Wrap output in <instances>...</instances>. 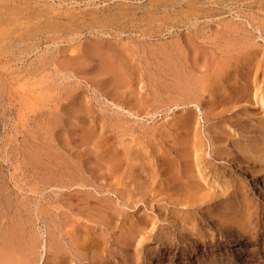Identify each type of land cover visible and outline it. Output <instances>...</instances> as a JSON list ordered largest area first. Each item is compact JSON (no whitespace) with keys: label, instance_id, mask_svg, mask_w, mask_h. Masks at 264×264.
Instances as JSON below:
<instances>
[{"label":"rangeland","instance_id":"rangeland-1","mask_svg":"<svg viewBox=\"0 0 264 264\" xmlns=\"http://www.w3.org/2000/svg\"><path fill=\"white\" fill-rule=\"evenodd\" d=\"M34 1L98 14L77 31L38 28L8 65L0 49V247L10 236L29 264H264V162L252 160L264 116V0ZM99 38L126 58L123 87L80 51ZM210 53L250 64L219 71L199 107L184 104L185 79L189 89L201 76L209 85L194 64ZM241 90L249 104L225 101ZM176 146L200 178L186 203L166 177L174 165L158 157Z\"/></svg>","mask_w":264,"mask_h":264},{"label":"bare ground","instance_id":"bare-ground-1","mask_svg":"<svg viewBox=\"0 0 264 264\" xmlns=\"http://www.w3.org/2000/svg\"><path fill=\"white\" fill-rule=\"evenodd\" d=\"M58 1V0H57ZM100 1V0H99ZM62 2V1H61ZM187 3V2H186ZM189 3V2H188ZM88 4V3H87ZM95 5V4H94ZM108 5V4H107ZM105 5V6H107ZM264 6V4H262ZM91 6V5H90ZM109 6V5H108ZM153 6V5H152ZM159 6V5H158ZM192 6V5H191ZM111 7V6H110ZM113 7V6H112ZM111 7V8H112ZM262 6H260L261 8ZM58 7H54L52 5V3L50 4H46L45 2H41V1H34V0H0V49L2 50V57L5 58L2 61V64H7V62L9 61L7 59V56L12 54V51H14V49L22 44L23 42L27 41V43H29L30 45V39L33 38V33L35 30H37L38 28L40 29L41 27H43V32L42 33H47V31L49 30H53L54 28H56V26L59 27L58 31H61L63 29H66L67 27H71L72 25L75 24V28L71 29V31H75L76 28H81V26H84V23L81 21L82 19L86 20L87 16L89 15L91 17L92 22L97 21L96 16H97V12L93 11V12H89V14H85L82 15L81 18H77V14L75 15L72 12H68V10H64L62 12L61 9L58 10ZM96 8V7H95ZM102 8V7H101ZM151 8V7H150ZM264 8V7H263ZM152 9V8H151ZM118 10V9H117ZM134 10V9H133ZM157 10V9H156ZM176 10V9H175ZM80 11V10H79ZM86 11V10H84ZM91 11V10H90ZM100 11V10H99ZM115 11V10H114ZM82 12V11H81ZM103 12V11H102ZM121 12V11H120ZM119 12V13H120ZM101 13V11H100ZM112 13V12H110ZM81 14V13H80ZM104 13H101V16ZM124 15V14H123ZM78 16H80L78 14ZM133 17V16H132ZM98 18V17H97ZM100 18V17H99ZM104 18V17H103ZM111 18V17H110ZM127 18V17H126ZM129 18V17H128ZM195 18V17H194ZM107 19V18H106ZM116 19V18H115ZM108 20V19H107ZM117 20V19H116ZM122 20V19H121ZM87 21V20H86ZM189 22V21H188ZM95 24V23H94ZM192 24V23H191ZM56 25V26H55ZM88 25H92V24H88ZM99 25V24H98ZM102 25V24H101ZM106 25V24H105ZM57 27V28H58ZM61 27V28H60ZM63 28V29H62ZM229 29V28H228ZM42 30V29H41ZM39 31V30H38ZM37 31V32H38ZM70 31V32H71ZM77 31V30H76ZM184 31V30H183ZM41 32V31H39ZM54 32V30H53ZM91 33V32H90ZM36 34V32H35ZM41 34V33H39ZM51 34V33H50ZM54 34V33H53ZM57 34V33H56ZM73 34V33H72ZM48 35V34H47ZM191 37L193 39H199L200 37V33L196 31H193L190 33ZM8 36V37H6ZM76 37V36H75ZM189 37V36H188ZM48 38V37H47ZM36 39V38H35ZM73 39V38H72ZM100 40H98L95 43V39L93 40L94 42L89 45L87 44L86 46H81L82 43H78L80 48L81 53L83 54L84 57H88V58H94L98 61V71H100L101 74L105 75V79H107L108 81H110L111 83L116 84L115 86H118L117 84H121L120 87H123L122 84H125L128 80H130V75H131V71H129L128 68L123 66V62L126 59L125 56L123 54H121L120 52H113V51H109L103 48V38H99ZM202 39V38H201ZM34 40V39H33ZM32 40V41H33ZM89 40V39H88ZM97 40V39H96ZM18 41V42H17ZM29 41V42H28ZM73 41V40H72ZM112 41V40H111ZM193 43V42H192ZM25 46V45H24ZM177 46V44H176ZM19 47V46H18ZM78 47V46H77ZM76 47V48H77ZM223 48V47H222ZM26 49V48H25ZM66 49V48H65ZM175 49V48H174ZM220 49V48H219ZM75 50V49H74ZM70 50V55H66L67 60H75L76 56H75V51ZM60 52V51H59ZM65 52V51H63ZM179 52V51H178ZM61 53V52H60ZM80 53V54H81ZM229 53V52H228ZM4 54V55H3ZM172 54V53H171ZM227 54V53H226ZM45 55V54H44ZM92 55H94L92 57ZM211 56H207V54H204L202 56V58L200 60H196L195 64H194V71L195 73H208L206 75V77L209 78V85H206L204 83V80L201 79L204 76H201V78L198 75L199 78H195L193 79V87L191 89H189L188 86L185 84V81H187L188 79L184 80V83L180 85L179 91L182 95H185L186 97V101H184V104H188L192 102L194 103L195 107H199V101H201V99H198L199 95L203 96L204 92L209 93L210 95L212 94L210 91L213 89V87L211 86V84H216L217 83V77L218 72L224 70V68L227 67H231L233 66L234 68H243L245 67V69L247 68V65H249L250 63L248 62V60L246 58H244L243 62L240 64H237V62L239 63V58H219L221 60L214 62L216 58L212 57V54L210 53ZM245 55V54H244ZM247 55V54H246ZM63 56V55H62ZM128 56V55H127ZM126 56V57H127ZM184 56V55H183ZM65 57V55L63 56ZM129 57V56H128ZM127 57V58H128ZM161 57V56H160ZM245 57V56H244ZM81 58V57H80ZM164 58V57H163ZM10 59V58H9ZM157 59V58H156ZM171 60V59H170ZM169 60V61H170ZM194 60V59H193ZM225 60V61H224ZM231 60H233L234 62H232ZM81 61V60H80ZM158 61V59H157ZM162 61V60H161ZM184 61V60H183ZM41 62H43V59L41 60ZM63 61L61 60V63ZM76 62V61H75ZM82 62V61H81ZM64 63V62H63ZM228 63H230V66L228 65ZM67 64V62H66ZM69 64V62H68ZM71 64V63H70ZM74 64V63H73ZM166 64V63H165ZM174 64V63H173ZM8 65V64H7ZM33 66V65H32ZM169 67V66H168ZM167 73L169 72L166 71ZM172 72V71H171ZM183 72V71H182ZM217 72V74H216ZM161 73V72H160ZM95 74V73H94ZM191 74V72L189 73ZM203 75V74H202ZM172 76V75H171ZM174 76H178L177 74ZM167 78V77H166ZM170 78V77H169ZM205 78V77H204ZM175 81V80H174ZM177 81V80H176ZM175 81V83H176ZM191 82V81H190ZM206 82V81H205ZM127 86V85H126ZM125 87V86H124ZM152 87V86H151ZM191 87V86H190ZM129 88V87H128ZM123 89V88H122ZM126 89V88H124ZM123 89V90H124ZM239 89V88H238ZM244 89V88H243ZM128 90V89H127ZM245 90V89H244ZM129 91V90H128ZM225 92V90H224ZM231 92V91H230ZM229 92V93H230ZM243 92V90H241V93ZM131 94V93H129ZM224 94V93H222ZM222 94H219L218 96H221ZM240 91L237 92L235 98H230L229 99L227 97L228 100L225 101L227 102H231L232 99H234L235 101H243L246 104H249V100L245 99V98H241L243 97V95H247L245 93H242L240 96ZM255 96V94H254ZM223 97V96H221ZM191 99V100H190ZM83 100V99H82ZM190 100V101H189ZM253 100V99H252ZM182 102V101H181ZM213 112V110H208V113ZM185 121V120H184ZM257 134L254 137L255 142L257 143V147H256V152L254 154V157H252L253 161H261L264 162V116L261 117L258 120L257 123ZM91 134V133H90ZM87 135V134H86ZM86 137V136H85ZM88 139V138H87ZM177 141V140H176ZM174 142V141H173ZM89 143V142H88ZM185 143V142H184ZM175 146V145H174ZM183 146V145H182ZM72 148V147H70ZM94 150V149H93ZM99 150V149H98ZM95 152V151H93ZM171 152V153H170ZM170 152L161 154L158 157H162V161L166 162L167 160H170V165H174L170 168V166L168 165L167 167V175L166 177L168 178V182L170 184V189H173L172 191H181V195L184 196V203H186L187 201L185 200H189L190 198L197 196L200 194L201 191V187H200V178H199V174L196 172H194V170L189 167V161L186 158V148L185 147H181L180 149H178V146H176L175 149H172ZM116 153V152H115ZM121 153V151H120ZM126 154H129V152H126ZM173 154V159L170 157V155ZM215 155H217V153L215 151H213L212 156L215 157ZM121 155H119L120 157ZM130 158L128 160H131V155L129 154ZM191 156V155H190ZM46 157V156H45ZM126 157V156H125ZM124 157V158H125ZM122 158V157H120ZM138 159V158H137ZM157 160V159H156ZM55 161V160H54ZM142 161V160H141ZM254 163V162H253ZM166 164V163H164ZM205 165V164H204ZM101 166V165H100ZM163 166V165H162ZM105 167V166H103ZM203 167V165H202ZM233 170L235 172H238L239 174H242V172L239 170L242 168V166L240 164H233L232 165ZM106 168V167H105ZM155 168V167H154ZM152 169V168H149ZM195 169V168H194ZM204 169V168H203ZM262 168L260 167V170ZM152 171V170H151ZM111 172V171H110ZM138 177H136L137 180H139L141 178V174L144 173L142 172H137ZM147 175V174H146ZM120 177H122L121 175H119ZM262 176V175H261ZM151 178L150 183L151 185L153 183H155V181H157V174L153 173L152 176H149ZM148 177V178H149ZM247 177V176H246ZM147 178V177H146ZM253 178V177H252ZM259 180L260 176H256L254 178V180ZM255 180V181H256ZM144 181H148V179H144ZM142 181V182H144ZM159 182V181H158ZM260 182V181H259ZM160 184V182H159ZM202 184V183H201ZM150 188V187H149ZM168 191V190H167ZM151 193V192H150ZM153 193V192H152ZM116 196H118L119 194H121L120 191H116L115 192ZM157 195V194H156ZM120 196V195H119ZM145 196V195H144ZM121 197V196H120ZM183 204V203H182ZM104 210V209H102ZM106 223V222H105ZM132 227V226H131ZM134 228H139L138 226H135ZM7 234V233H6ZM5 235V234H4ZM12 237L14 236L13 232H12ZM18 235V234H17ZM88 235V234H87ZM83 236V235H82ZM6 238V235L4 236ZM8 236V238L6 240H3V242L1 243V247H0V264H25V257L24 254L22 255L21 251L23 250L24 253L25 249H23V246H20L19 248H21L22 250L18 251L17 247H15L14 243L13 245L11 244V237ZM15 239V238H14ZM16 241V240H15ZM1 242V239H0ZM20 242V241H19ZM91 242V241H90ZM95 242V241H94ZM18 244V243H16ZM28 244L31 246L32 243ZM20 245V243L18 244ZM24 245V243H23ZM34 245V244H33ZM53 245V244H52ZM58 245V244H57ZM93 245V244H92ZM25 248V247H24ZM88 248V247H87ZM32 249V246H31ZM21 254V256H20ZM30 252L29 255L27 257L28 262L26 261V264H29V256H30ZM20 256V257H17ZM92 258V257H91ZM25 261H22V260Z\"/></svg>","mask_w":264,"mask_h":264}]
</instances>
